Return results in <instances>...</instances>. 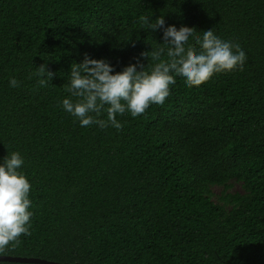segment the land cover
Wrapping results in <instances>:
<instances>
[{"label":"trees","instance_id":"1","mask_svg":"<svg viewBox=\"0 0 264 264\" xmlns=\"http://www.w3.org/2000/svg\"><path fill=\"white\" fill-rule=\"evenodd\" d=\"M159 15L238 43L243 69L192 87L177 76L162 105L118 115L119 129L81 127L59 103L70 65L87 53L121 70L163 43L141 26ZM41 64L54 73L45 85ZM12 151L24 156L33 215L0 255L264 264V0H0V158ZM231 180L244 192L214 202L212 186Z\"/></svg>","mask_w":264,"mask_h":264},{"label":"clouds","instance_id":"2","mask_svg":"<svg viewBox=\"0 0 264 264\" xmlns=\"http://www.w3.org/2000/svg\"><path fill=\"white\" fill-rule=\"evenodd\" d=\"M146 30H161L163 43L152 46L150 52H142L135 62L116 71L107 58H92L87 53L82 61L70 65L68 83L64 86L68 95L60 100L62 109L76 119L81 127L97 125L119 129L117 119L125 112L133 117L143 114L151 104L162 105L170 95V86L176 77L187 86H199L214 74L242 70L247 55L238 43L222 39L213 28L197 32L181 25L166 24L164 15L145 16L141 21ZM199 33V34H197ZM149 53L155 63L146 67ZM148 58L147 64L142 62ZM38 82L45 85L54 73L46 64L36 67ZM9 87L19 81L9 79ZM106 112V119L101 114ZM24 156L12 151L0 158V252L14 247L19 237L29 234L31 226V183L22 166Z\"/></svg>","mask_w":264,"mask_h":264},{"label":"rangeland","instance_id":"3","mask_svg":"<svg viewBox=\"0 0 264 264\" xmlns=\"http://www.w3.org/2000/svg\"><path fill=\"white\" fill-rule=\"evenodd\" d=\"M212 191H213L212 199L214 200V202L223 204L224 202L223 197L226 196L225 195L226 193H242L244 192V188L241 182L237 180H231L227 187L221 185L212 186Z\"/></svg>","mask_w":264,"mask_h":264},{"label":"water","instance_id":"4","mask_svg":"<svg viewBox=\"0 0 264 264\" xmlns=\"http://www.w3.org/2000/svg\"><path fill=\"white\" fill-rule=\"evenodd\" d=\"M0 261H15V262H30V263H42V264H94V263H69L59 262L43 259L40 257H24V256H12V255H0Z\"/></svg>","mask_w":264,"mask_h":264}]
</instances>
